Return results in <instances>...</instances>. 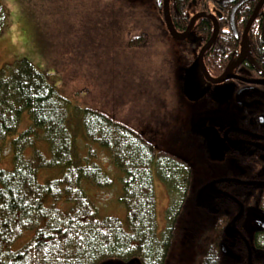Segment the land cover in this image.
Returning a JSON list of instances; mask_svg holds the SVG:
<instances>
[{
	"label": "trees",
	"instance_id": "16d2710c",
	"mask_svg": "<svg viewBox=\"0 0 264 264\" xmlns=\"http://www.w3.org/2000/svg\"><path fill=\"white\" fill-rule=\"evenodd\" d=\"M118 1L122 15L116 22L127 28L131 6ZM5 20L0 4V29ZM48 75L26 58L0 70V264H165L175 214L192 202L191 167L180 156L157 151L107 110L61 95ZM154 177L168 190L177 183L179 193L167 215L170 228L160 234ZM114 178L121 218L101 213L96 201ZM201 248V256L217 254L212 241Z\"/></svg>",
	"mask_w": 264,
	"mask_h": 264
},
{
	"label": "rangeland",
	"instance_id": "374dc122",
	"mask_svg": "<svg viewBox=\"0 0 264 264\" xmlns=\"http://www.w3.org/2000/svg\"><path fill=\"white\" fill-rule=\"evenodd\" d=\"M116 1L0 0L6 14L0 29V70L26 58L39 71L49 73L61 95L80 106L107 110L140 131L157 148L187 160L196 171L204 154L197 149L198 132L211 123L205 119L204 110L224 112V103L219 101L218 106L207 108L202 102L197 106L192 101L200 87L193 55L185 57L180 45L167 33L153 35L147 30L149 20L156 21L158 17L152 9L153 0H123L131 10L133 5L142 8L145 16L134 15L138 26L130 17L127 28L116 22L122 15L115 8ZM212 153L216 154L217 148ZM8 164L9 159H4L3 166ZM153 184L155 224L160 234L170 228L167 215L179 193L177 183L168 190L154 177ZM118 194L116 179L111 189L96 193L101 213L122 217L123 208L116 201ZM192 209L190 205L178 219L165 264H194L198 259L202 231L198 226L200 217ZM102 264L140 263L131 259L127 263Z\"/></svg>",
	"mask_w": 264,
	"mask_h": 264
},
{
	"label": "flooded vegetation",
	"instance_id": "af4514ba",
	"mask_svg": "<svg viewBox=\"0 0 264 264\" xmlns=\"http://www.w3.org/2000/svg\"><path fill=\"white\" fill-rule=\"evenodd\" d=\"M260 1L167 0L169 19L177 33H184L195 18L188 36L179 41L167 30L164 0H153L152 9L158 17L147 23L151 34L158 32L163 36V32L167 33L181 49L184 48L181 52L185 57L192 53L193 64L215 31L214 40L202 56L205 71L212 79L238 62L229 77L219 84L208 83L197 65L195 67L200 85L195 95L205 88L207 90L194 102L197 106L202 102L207 108H214L220 101L224 103V112L204 110L205 119L211 123L200 127L197 136V149L204 154L196 165L197 170L192 171L197 174L188 185L187 197H192V210L200 217V244L212 241L217 246V254L201 256V248L194 264H264V2L247 28L244 50L241 51L244 30ZM133 8L131 19L135 14L139 18L145 17L142 8H136V5ZM131 26H134L132 21ZM206 26L210 34L205 37ZM144 33L148 34L147 31ZM137 36L141 37V34ZM255 48L257 50H253ZM228 50H231L230 54L226 52ZM211 69L221 71L213 74ZM215 118L219 119L216 121ZM214 136L217 157L209 150ZM211 182L216 192L206 197L203 203H198L197 192ZM187 209H180L175 214L177 224ZM232 221L234 228L229 233L226 230ZM223 246L229 249V253L223 252Z\"/></svg>",
	"mask_w": 264,
	"mask_h": 264
},
{
	"label": "water",
	"instance_id": "95a60500",
	"mask_svg": "<svg viewBox=\"0 0 264 264\" xmlns=\"http://www.w3.org/2000/svg\"><path fill=\"white\" fill-rule=\"evenodd\" d=\"M157 1L159 2V0H157ZM263 2H264V0H261V1L258 3V5H257V7H256V9H255V12L253 13V15L251 16L250 20L248 21V24H247V26H246V28H245V30H244L243 37H242V44H241V49H242V50H241V51L244 50L243 48H244V43H245V38H246V31H247V28L249 27V25H250L252 19L254 18V15H255V13H256V10L262 5ZM163 14H164V20H165V24H166L167 30H168L169 34L171 35V37L174 38L175 40H178V41H179V40H184V39L188 36L189 29H190V27H191V25H192V22L194 21L195 18H193V19L190 21V23H189L188 26H187L186 31H185L184 33L180 34V33H177V32L174 30V28H173V26H172V24H171V22H170L169 15H168V9H167V0H164V4H163ZM214 37H215V31L213 32V36H212L211 39L208 41V43L202 48V50L199 51V54H198V57H197V62H196V64H197L198 68L201 70L202 75L205 76V79H206V81H208V83H210V84H219V83H222L223 81H225V80L229 77V73H230L231 69H232L235 65H237L238 62H235V63L229 65V66L225 69V71H224V72H223L218 78H216V79H212V78H210V77L208 76V74L206 73L205 68H204V66H203V63H202V56H203L204 52L206 51V48L209 47L210 44L212 43V41L214 40ZM206 90H207V88H205V89H204V90H203L198 96L194 94V96L191 98L192 101H197V99H198L200 96H202V94H203L204 92H206ZM185 93H187V91H185ZM194 98H195V99H194ZM208 131H209V130H208ZM214 134H215V132H214ZM215 138H216V137L214 136V137L211 139V143H210L211 148L209 149L211 152H213V151L216 149V148H215L216 143H214V142H216V141H215V140H216ZM213 156L217 157L218 154H217V153H216V154H213ZM214 192H216L215 187H214V183L211 182V183H209V184L203 186V187L197 192V195H196V200H197V202H198V203H203V202L205 201V198L208 197V196H210V195H212V193H214ZM233 223H234V222L232 221L231 226H230L229 228H227V230H226L227 232H229V233L232 232V229L234 228ZM222 250H223V252H224L225 254L229 253V249H228L226 246H223V247H222Z\"/></svg>",
	"mask_w": 264,
	"mask_h": 264
}]
</instances>
